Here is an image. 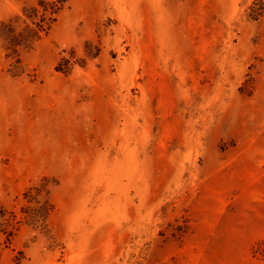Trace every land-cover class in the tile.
<instances>
[{
	"label": "rangeland",
	"instance_id": "374dc122",
	"mask_svg": "<svg viewBox=\"0 0 264 264\" xmlns=\"http://www.w3.org/2000/svg\"><path fill=\"white\" fill-rule=\"evenodd\" d=\"M0 207V264H264V0H0Z\"/></svg>",
	"mask_w": 264,
	"mask_h": 264
},
{
	"label": "trees",
	"instance_id": "16d2710c",
	"mask_svg": "<svg viewBox=\"0 0 264 264\" xmlns=\"http://www.w3.org/2000/svg\"><path fill=\"white\" fill-rule=\"evenodd\" d=\"M62 1L55 3H46L40 1V5L43 7L41 11V20L35 23V27L27 26L22 32L16 34L14 31H10L8 39L14 47L21 45H29L32 40L40 37V32H47L52 23L56 20L53 15L58 12L61 8ZM34 14L39 13V10L32 9ZM31 17V15H29ZM35 202L39 204V207H31L29 209H24L23 212H27L26 218H29L33 223L40 222L46 215V206L41 203L38 199ZM47 203V202H46ZM22 220L18 219L14 212H8L3 207H0V233L5 235L6 241L10 242L14 235V230L17 229L18 225ZM260 253L264 256V249L260 250Z\"/></svg>",
	"mask_w": 264,
	"mask_h": 264
}]
</instances>
